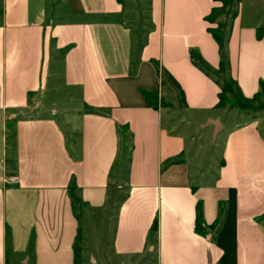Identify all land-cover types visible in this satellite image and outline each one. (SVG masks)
Here are the masks:
<instances>
[{
	"label": "crops",
	"instance_id": "1",
	"mask_svg": "<svg viewBox=\"0 0 264 264\" xmlns=\"http://www.w3.org/2000/svg\"><path fill=\"white\" fill-rule=\"evenodd\" d=\"M221 8L151 0L139 39L123 0H0V264H264L259 119L229 123L190 58L218 70L205 18ZM229 30V76L251 100L264 24Z\"/></svg>",
	"mask_w": 264,
	"mask_h": 264
},
{
	"label": "rangeland",
	"instance_id": "2",
	"mask_svg": "<svg viewBox=\"0 0 264 264\" xmlns=\"http://www.w3.org/2000/svg\"><path fill=\"white\" fill-rule=\"evenodd\" d=\"M150 2L151 0H123L126 7V20L128 21V25L133 31V36L139 39H143L146 32L150 30V24L147 22V16H149L151 11ZM219 2L223 5V8L215 17H213L212 24H216L221 27V29H214H219L218 31L221 32L223 36H225V32L229 29L232 15L234 17L240 16L244 23L259 22L264 24V0H228L227 2H225V0H220ZM142 41L143 40H139L140 43H142ZM228 77L230 78L229 73L227 78ZM233 89L235 90V88ZM234 93L236 94V91H234ZM154 104L155 106H158L157 102ZM247 106L248 108L246 110H240L236 106L232 105V101L230 100L226 106L221 108V110L230 112V114L227 115V119L231 124L236 122L246 123L252 120V118L259 119L261 132L264 134V91L259 95L257 100L247 103ZM7 123L9 122L7 121ZM5 134L7 145L11 147L12 140L10 124L6 127ZM198 135H201L204 146L212 147V154L216 155V152L219 151L220 138L214 145L210 144V142H212V138L209 127L203 132H200ZM7 150L9 149L7 148ZM77 213L80 218L79 222L81 228H86L89 223L88 220L92 217L90 211L85 208L80 209L79 206L77 207ZM77 245L79 247L80 243H77ZM87 264H90L88 263V260Z\"/></svg>",
	"mask_w": 264,
	"mask_h": 264
},
{
	"label": "trees",
	"instance_id": "3",
	"mask_svg": "<svg viewBox=\"0 0 264 264\" xmlns=\"http://www.w3.org/2000/svg\"><path fill=\"white\" fill-rule=\"evenodd\" d=\"M119 3H121L122 0H117ZM220 1V0H217ZM228 0H225L227 2ZM221 9H213L211 14L205 18V21L212 24L213 23V17H215ZM235 17L231 16V22L233 21ZM230 22V25H231ZM217 28L221 29L220 26H217ZM218 29V30H219ZM230 29V26H229ZM228 29L227 32H225V36L221 34L216 29H208L209 34H211L214 41L217 43L219 48V57H220V64L219 68L216 72H211L203 63L202 61L195 57L193 52L190 53V58L192 60V63L201 70L208 78L213 80L219 87L220 93L218 95V104L217 107L222 108L227 105V103L231 100L232 105L236 106L240 110H246L248 108L247 103L250 101L257 100L259 98V95L264 91V82H260L259 84V92L251 99L247 100L244 99V97L241 95L240 90L236 82L232 79H230L228 76L229 73V65H228V53H227V41L229 38L230 30ZM235 88V90L233 89ZM236 91V94L234 93ZM145 101L148 103V105L152 108H156L155 106V97L145 91H141ZM76 201L73 200V204ZM199 210V206L197 207V211ZM200 215L197 214L196 218V225L195 230L197 233H201V221H200Z\"/></svg>",
	"mask_w": 264,
	"mask_h": 264
},
{
	"label": "water",
	"instance_id": "4",
	"mask_svg": "<svg viewBox=\"0 0 264 264\" xmlns=\"http://www.w3.org/2000/svg\"><path fill=\"white\" fill-rule=\"evenodd\" d=\"M215 125L218 127V124L217 123H215Z\"/></svg>",
	"mask_w": 264,
	"mask_h": 264
}]
</instances>
